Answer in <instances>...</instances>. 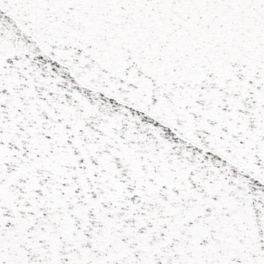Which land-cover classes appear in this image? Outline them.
<instances>
[{"label": "snow or ice", "instance_id": "1", "mask_svg": "<svg viewBox=\"0 0 264 264\" xmlns=\"http://www.w3.org/2000/svg\"><path fill=\"white\" fill-rule=\"evenodd\" d=\"M0 264H264V0H0Z\"/></svg>", "mask_w": 264, "mask_h": 264}]
</instances>
